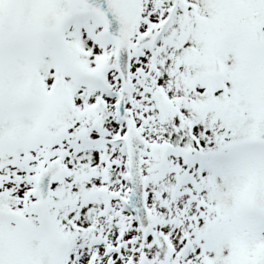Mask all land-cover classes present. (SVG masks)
<instances>
[{
	"label": "snow or ice",
	"instance_id": "6c2138e0",
	"mask_svg": "<svg viewBox=\"0 0 264 264\" xmlns=\"http://www.w3.org/2000/svg\"><path fill=\"white\" fill-rule=\"evenodd\" d=\"M0 264H264V0H0Z\"/></svg>",
	"mask_w": 264,
	"mask_h": 264
}]
</instances>
